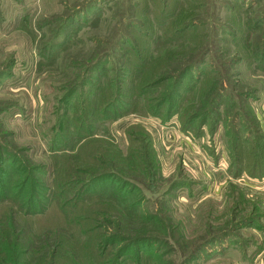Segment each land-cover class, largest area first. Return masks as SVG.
<instances>
[{
  "label": "rangeland",
  "instance_id": "obj_1",
  "mask_svg": "<svg viewBox=\"0 0 264 264\" xmlns=\"http://www.w3.org/2000/svg\"><path fill=\"white\" fill-rule=\"evenodd\" d=\"M258 156L264 0H0V264H264Z\"/></svg>",
  "mask_w": 264,
  "mask_h": 264
},
{
  "label": "trees",
  "instance_id": "obj_2",
  "mask_svg": "<svg viewBox=\"0 0 264 264\" xmlns=\"http://www.w3.org/2000/svg\"><path fill=\"white\" fill-rule=\"evenodd\" d=\"M262 154V153H261ZM252 160H253V158H252ZM254 160H255V157H254ZM109 161H110V159H109ZM258 163H254V165H251V163H250V168H253L254 166H255V168L254 169H252V170H254V171H252V174L253 175H259L258 177H264V159L262 158V157H260V156H258V159L256 160ZM257 164V165H256ZM100 175H102V174H98V176H100ZM22 205H21V203L19 204V208L21 207ZM34 207L32 206L31 207V210L33 209ZM248 220V219H247ZM6 244H8V242H9V239H8V237L6 238ZM13 242V241H12ZM23 243L24 244H28L29 242L28 241H23Z\"/></svg>",
  "mask_w": 264,
  "mask_h": 264
},
{
  "label": "crops",
  "instance_id": "obj_3",
  "mask_svg": "<svg viewBox=\"0 0 264 264\" xmlns=\"http://www.w3.org/2000/svg\"><path fill=\"white\" fill-rule=\"evenodd\" d=\"M249 179H251V180H252V178H249ZM249 179H248V180H246V181H245V183H246L247 185H249L251 188H253V189L257 190V188H256L254 185H252V184H251V180H249ZM253 182H254V181H253ZM254 183H255V182H254ZM255 184H256V183H255Z\"/></svg>",
  "mask_w": 264,
  "mask_h": 264
}]
</instances>
